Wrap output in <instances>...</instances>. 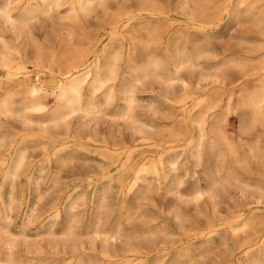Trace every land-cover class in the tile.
<instances>
[{
	"label": "rangeland",
	"instance_id": "1",
	"mask_svg": "<svg viewBox=\"0 0 264 264\" xmlns=\"http://www.w3.org/2000/svg\"><path fill=\"white\" fill-rule=\"evenodd\" d=\"M5 1L0 0V48L8 40L11 46L26 48L29 55L36 43L48 51L56 49L59 56L66 49L64 41L84 46L91 56L103 53L107 59L112 49L122 50L119 42L127 39L128 31L145 27L138 37L145 42L150 25L159 30L150 46H138L131 52L132 58L143 59L138 65L156 60L158 72L146 71L136 81L134 73L125 70L131 55L125 52L119 63L123 77L114 83L113 91L96 89L94 110L68 117L70 131L65 127L50 131L51 136L75 144L73 151H82L61 164L56 186L41 198L34 191L28 196L25 174L20 175L14 190L16 203L10 209L7 181L0 221L9 215L6 225L15 236L0 235V255L12 253L17 264H82L77 263L79 256L92 264H264V126L250 124L251 108L239 104L236 95L230 106L225 99L239 88L244 96L254 92L264 76L260 68L264 23L253 17L264 7V0H257L253 7L250 0L233 4L234 15L227 14L231 0H216V6H224V14L210 22L198 15L203 0H110L107 15L98 8L82 19L72 37L65 5L50 12L40 11L39 5L31 13L26 11L23 21L11 23L7 11L19 17L24 0H12L3 8ZM119 5L126 6V16H117ZM142 9L147 11L136 15ZM20 29L23 33L16 37ZM47 80L54 83L57 78ZM211 98L217 106L204 111ZM127 110L131 117L124 114ZM200 113L209 123L217 120L224 136H200L196 126ZM3 116L0 133L27 131L35 138L42 133L34 122L35 114L29 116L33 121L17 113ZM105 146L130 154L132 166L122 172L121 179L103 177L104 169L110 174L118 172L116 161L105 164L83 154L103 152ZM253 148L259 158L246 164L233 161L235 154L246 160ZM42 152L40 145H34L28 154L37 158ZM227 166L232 171L226 176ZM140 167L146 168L143 180L129 189ZM198 186L205 191L196 193ZM123 204L135 211L130 221L119 217ZM54 206L59 209L56 217L50 214ZM98 221L103 226L120 223L124 235L108 242L94 236L89 230ZM67 225L74 228L75 236L61 232ZM51 228L58 233L50 235Z\"/></svg>",
	"mask_w": 264,
	"mask_h": 264
},
{
	"label": "bare ground",
	"instance_id": "2",
	"mask_svg": "<svg viewBox=\"0 0 264 264\" xmlns=\"http://www.w3.org/2000/svg\"><path fill=\"white\" fill-rule=\"evenodd\" d=\"M11 1L12 0H6L1 7L5 8L6 6L10 5ZM32 1H34V5ZM247 1L248 0H231L227 14H236V11L232 8L233 4H244ZM250 1L251 4H253V7L257 0ZM109 2L110 0H24V4L22 5V8L19 12V17L14 16L12 13H10V11H7L6 14L8 20L12 23L16 19L23 21V19H25L23 18V14L26 11L28 13H31V11L34 10V7H37L39 5L40 11L42 12H50L52 10L59 9V7L62 5H65L66 10L68 11L67 18L71 22V27L68 29V34L72 37L74 34H76V27L82 24V19L93 13H97L98 8L102 10V13L105 12V14L107 15L111 5ZM215 3L216 0H203L202 6L200 7V11L198 14L202 20L207 22L215 21L219 19L222 13L224 14V6H216ZM249 7H251V5ZM126 11L127 8L125 5H119L117 16H126ZM146 11L147 10L145 9L139 10L136 15H141ZM161 12L163 13V11ZM253 17H255V20L260 24L264 23V7L261 6L257 10V12H254ZM170 22L171 21H169V23ZM144 28L145 27H142V29L140 30H133V32L128 31L127 33L129 35L127 39L125 38L124 41L119 42V46L122 47V50H120V48L112 49L111 52L108 53L109 57L107 59L104 58L103 53H98L94 56H91L84 46H73L64 41L61 42L63 45L65 44L64 48L66 49L61 54H59V56L57 55V52H55L56 49L54 50V48H51L48 51V49L46 50L45 48H42L36 43L33 44L31 42L33 45H35V50L32 55H29L26 48L19 49L14 46H11L8 40L2 41V46L0 48V115L9 117L11 114L17 113L23 117L30 118L29 116L35 114L37 115V119H35L34 122L42 129V133H40V135L36 138L33 136L34 134L32 135L30 132L27 131L19 134H7V131L9 130H6L7 133H5L4 131L0 133L1 202L5 200L4 188L7 184V181L10 180L9 184L11 186V190L9 192V199H7V203L10 209L14 207L16 203V195L14 191L15 184L16 181L19 180L20 175L22 176V174H25L27 180V185L25 186V188L28 192V196H30L32 194V191H34L35 196L37 198H41V196H43L45 192H47L52 186H56L58 184L61 178V164L66 163L68 160L75 158L77 154L82 151L79 148L73 151V149L71 148L74 147L75 144L71 145L61 136H51L52 133L50 131H52L53 129L57 131V129L61 127H65L67 130L70 131L71 128L68 124V121H70V119L67 120L68 117L70 118L71 115L78 112H84L86 114L91 110H94L96 108V105L94 103V99L97 96L94 95L96 89L108 87L110 93L113 91L114 83L116 84L117 80H119L120 77H123L121 75L122 70L119 69V63L124 59V57H122V54H124L125 52L126 55L131 54L128 59L130 63L126 66L125 70H131L134 73L136 81L139 80L141 75L144 74L146 71L152 70L158 72V63L156 62V60L149 59L144 64L138 65V63L143 59L141 57H139L138 59L132 58L131 52H133V50L136 49L138 46H150L153 42L152 36L154 34H157L159 30L157 26L150 25L149 28L146 30L149 38L147 41L144 42L139 39L141 38V32ZM15 32H17L16 29ZM28 32H25V34ZM22 33L23 31L20 33H15L16 37L21 36ZM24 36L26 37V35ZM31 41H33L32 38ZM134 60H136V62ZM230 61H232V59H229L227 62ZM174 67L176 66L174 65ZM260 68H264V58L260 61ZM45 73H48V75L44 77ZM246 74L247 73H245V75ZM49 76L56 77L57 81L54 83H50V81L47 80ZM186 86H188V84H186ZM88 87L91 88L90 91L86 90V88ZM130 93L132 92L130 91ZM234 95L238 97L239 104L247 105L249 108H251L252 114L250 124L253 126H256V124L264 126V76L260 79L256 90L254 92H251L247 96L242 95V88H239L237 91L235 90L229 92V94L225 96L227 106H230ZM51 97L53 99V102H50L49 98ZM216 103V99L211 98L204 105V111H208L210 109L215 108L217 106ZM235 109L237 113L238 107ZM124 114L129 115V117H131L130 110H127L126 112H124ZM30 120L33 121L32 117L30 118ZM0 121L3 122V120L1 119ZM209 122L203 116V113H200L197 116L196 126L198 127L200 136L205 137L209 133H213V135L216 136H224L222 128L217 120L214 123ZM89 127L91 128V125ZM169 133L170 135H172L174 132L170 130ZM76 135L77 134L75 133V136ZM92 139L95 140L96 138L92 137ZM106 141V139L103 140L104 143H106ZM34 145H40L43 150L42 155L37 158L28 154L29 149ZM110 149V147L105 146L103 152H92L89 154L84 151L83 154L86 155V158H90L91 160L94 157H98L101 159L102 163L105 164L111 163L112 161H116L117 164L115 166L118 167V172H113L110 174L108 173V169H104L103 177H108L111 179L120 177L121 179L122 172L132 166L130 163V154L118 147L114 148L113 150ZM229 150L232 152L231 148ZM252 158H259V151L257 150V148L251 149L250 154H248L246 160H244L240 155L235 154L233 157V161L236 162V164H246L247 162H249L248 160ZM260 159L262 160L261 157ZM229 166H227V168L223 172V175L227 176L231 174L232 168L230 169ZM145 171V167H140L136 169V171L134 172V177L132 178V181L130 183L129 189L141 184ZM226 176L225 178H227ZM217 178L215 177V179ZM178 185L180 186L179 182ZM203 191H205V189L202 186H198L195 189L196 193H201ZM58 211V207L54 206V210L50 214L56 217ZM134 212H132L130 208H127L125 204H123L120 209L119 217L121 219L124 218L125 220L130 221L134 217ZM9 217V215H5L4 217H2L3 219L2 221H0V235H2L3 233L9 236L14 234L15 236V233L11 229H9L8 225H6L8 224L7 221ZM73 218L75 219V217ZM249 223L250 222H248V224ZM251 224L252 223H250V225ZM120 225V223H115V221H113L108 226H103L100 225L98 221V224L91 228V230H89V233H92L94 236H101L108 242L111 239H116L124 235V232L122 231ZM247 230L249 231L250 229ZM61 232L66 233V235L68 236L76 235L74 228L69 225L65 226ZM57 233V230L51 228L50 235H56ZM15 242L17 241L15 240ZM11 248L12 244L8 243L7 249L11 250ZM106 252H108V250ZM5 255L6 256H4L3 254L0 255L4 256L2 258L3 260L0 259V261H4L8 264H17L15 263V261H13L14 258L12 259V257L14 256H11L12 253L9 252ZM76 260L77 263L92 264V262H88L80 256L76 258Z\"/></svg>",
	"mask_w": 264,
	"mask_h": 264
}]
</instances>
